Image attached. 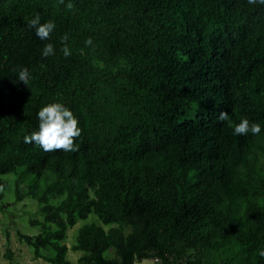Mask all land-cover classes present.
Segmentation results:
<instances>
[{
    "label": "trees",
    "instance_id": "16d2710c",
    "mask_svg": "<svg viewBox=\"0 0 264 264\" xmlns=\"http://www.w3.org/2000/svg\"><path fill=\"white\" fill-rule=\"evenodd\" d=\"M72 2L0 0V212L5 176H55L16 180L44 216L18 240L50 264H264V4ZM37 13L55 22L43 41ZM52 102L78 119L75 151L24 143ZM241 118L261 132L233 135ZM80 221L74 263L63 242Z\"/></svg>",
    "mask_w": 264,
    "mask_h": 264
},
{
    "label": "rangeland",
    "instance_id": "374dc122",
    "mask_svg": "<svg viewBox=\"0 0 264 264\" xmlns=\"http://www.w3.org/2000/svg\"><path fill=\"white\" fill-rule=\"evenodd\" d=\"M20 177H23L29 186L39 184L41 191H43L48 184L55 181V176L53 174L47 173L41 178H35L29 175L25 170H20L18 174H10L4 177V179L9 182V185L4 191V196L5 193L7 196L4 200L6 208L4 211L0 212V264H50L43 259H36L31 248L18 240V231L31 236L38 235L42 231L44 222V216L40 212L37 201L24 197L22 201L17 202L16 180ZM27 185L25 182H21L17 187L20 191H27ZM53 198L54 197L51 196L52 204L59 201ZM93 217L94 216H91L90 219ZM32 220L38 221L40 225L32 226L30 223ZM83 224H85V222L80 221L76 227L68 230L67 239L63 242L70 249L67 255L68 259L74 263H77L81 257V252H73L71 246L76 241L77 230ZM106 255L111 256L112 252H108ZM136 264H159V262L144 260Z\"/></svg>",
    "mask_w": 264,
    "mask_h": 264
},
{
    "label": "clouds",
    "instance_id": "9594fccd",
    "mask_svg": "<svg viewBox=\"0 0 264 264\" xmlns=\"http://www.w3.org/2000/svg\"><path fill=\"white\" fill-rule=\"evenodd\" d=\"M66 9H73L74 5L72 0H60ZM249 3L264 4V0H249ZM29 27L35 30V35L40 40H46L50 37L55 29V22L51 19L41 23L39 13L35 14L27 21ZM62 40H67V36L61 37ZM91 39H87L85 44H90ZM63 53L65 56L70 55V49L67 44L63 45ZM54 45L49 42L44 44L41 55L44 57L54 54ZM19 80L27 82L28 71L25 68H20L16 73ZM39 121L38 131L32 132L30 135L23 137L24 143H33L42 148L43 151L49 152L53 150H63L64 152H71L76 150L74 138L78 137L81 133V128L78 126V119L74 116L73 112L60 102H52L42 106L37 112ZM219 120H226L227 115L221 112L218 117ZM262 130L260 123L249 121L247 118H241L238 123L233 126V135H258ZM258 256L264 258V248L257 249Z\"/></svg>",
    "mask_w": 264,
    "mask_h": 264
}]
</instances>
